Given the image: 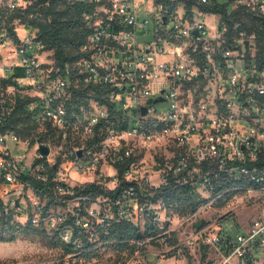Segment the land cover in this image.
<instances>
[{
    "label": "built area",
    "instance_id": "obj_1",
    "mask_svg": "<svg viewBox=\"0 0 264 264\" xmlns=\"http://www.w3.org/2000/svg\"><path fill=\"white\" fill-rule=\"evenodd\" d=\"M82 1L96 6L83 17L90 33L82 57L62 66L34 25L45 21L43 4L0 0V199L6 212L71 246V252L63 247L66 258H85L89 249H80L89 232L93 239L96 216L89 186L121 194L117 212L102 223L115 218L140 225L139 216L153 209L164 234H175L174 215L139 198L174 174L204 201L181 216L176 226L187 225L184 237L174 245L160 235L139 240L122 264H157L152 254L178 264H264V68L256 60V33L238 19L248 13L264 18V0H232V7L144 0L153 31L137 0ZM147 35L153 39L141 40ZM161 102L168 106L158 108ZM23 103L26 122L11 128ZM163 146L174 153L142 160L143 148ZM221 173L237 181L230 196L215 192L212 179ZM238 195L263 215L246 225L234 212L202 215Z\"/></svg>",
    "mask_w": 264,
    "mask_h": 264
},
{
    "label": "trees",
    "instance_id": "obj_2",
    "mask_svg": "<svg viewBox=\"0 0 264 264\" xmlns=\"http://www.w3.org/2000/svg\"><path fill=\"white\" fill-rule=\"evenodd\" d=\"M38 5L43 4L45 21L34 23L40 29V38L44 41L48 50L54 51V57L60 65L80 59L83 55L81 47L85 42L90 28L83 19L85 13L95 11L96 6L85 3L82 0H37ZM218 10L219 4L213 6ZM16 14V13H14ZM13 14V15H14ZM238 19L249 32H255L257 38L256 60L261 68H264V18L254 17L251 14L240 15ZM24 103L19 104L14 118L10 121L11 128H17L21 123H25ZM178 177L171 174L167 185L161 186L153 195L140 196V202L144 204L161 203L163 209L169 214L189 215L197 210L204 202L191 182H178ZM215 192L225 193L230 196L237 186V181H233L225 174H220L218 179H212ZM98 197L108 198L114 204L113 208L117 212L120 205L116 202L121 200L118 191L106 192L89 186V200L95 201ZM89 201V202H90ZM144 214L146 220L143 226L127 219H113L104 223L94 222L91 229L93 239L85 241L81 252L89 249V255L100 242L104 245H112L120 252L126 251L132 254L137 249L135 242L153 236H163L169 244L174 245L176 239H170L173 235L164 234L166 229H160L156 223V213L153 209H147ZM49 235L48 231L41 227H35L30 222L22 225L16 221L12 211L6 212V207L0 199V241L11 242L20 235L25 237ZM171 236V237H170ZM60 241V240H59ZM66 251L71 252V246L64 245ZM63 264V263H59Z\"/></svg>",
    "mask_w": 264,
    "mask_h": 264
},
{
    "label": "rangeland",
    "instance_id": "obj_3",
    "mask_svg": "<svg viewBox=\"0 0 264 264\" xmlns=\"http://www.w3.org/2000/svg\"><path fill=\"white\" fill-rule=\"evenodd\" d=\"M221 5H228L232 7V0H214ZM140 2V16L142 19H150L149 29L154 30L155 23L153 21V14H146L143 9L148 6L144 0H137ZM209 25H214L215 18L211 15H205L202 17ZM152 35H147L141 40H151ZM18 76L23 77L24 70L18 68L16 70ZM158 108L163 109L168 106L167 102H161L157 104ZM173 147L163 146V147H145L142 149V160L147 161V163L154 162L159 158H165L167 155H172L174 153ZM242 199L238 195V199L233 197L232 199L222 201L214 204L211 209H207L202 215L207 217L224 216L228 213H235L238 215L239 220L242 224L246 225L252 219L263 215V210L256 209L253 204L244 205L241 204ZM262 203H259L261 207ZM114 204L109 201L108 198L98 197L94 202L89 203L90 211H93L96 216L93 217V222L102 223L104 218L107 216H113L115 210L113 208ZM159 208L158 205H154ZM201 219V216L194 219L196 222ZM146 220V215L142 214L139 216L140 225L143 226ZM182 220L179 214H174L173 223H171V228L176 229L175 234H172V238L182 239L184 237V231L187 225L178 228V223ZM91 227V229H92ZM165 245V244H164ZM164 247L159 248L162 251ZM153 250L155 247H149L148 250ZM129 254L126 251L120 252L115 249L112 245H104L102 242L93 250L89 257H70L69 259L65 257L64 249L60 241L54 237L52 234H45L43 236H30L25 237L20 235L16 240L11 242L0 241V264H11L15 262H31V261H45L51 259H57L63 264H122ZM149 260L157 264H178L172 257H160L156 254L149 255Z\"/></svg>",
    "mask_w": 264,
    "mask_h": 264
},
{
    "label": "water",
    "instance_id": "obj_4",
    "mask_svg": "<svg viewBox=\"0 0 264 264\" xmlns=\"http://www.w3.org/2000/svg\"><path fill=\"white\" fill-rule=\"evenodd\" d=\"M162 99L155 100V103L158 101H161ZM143 114H146V109H143ZM42 151L47 154L48 153V148L47 147H42Z\"/></svg>",
    "mask_w": 264,
    "mask_h": 264
}]
</instances>
